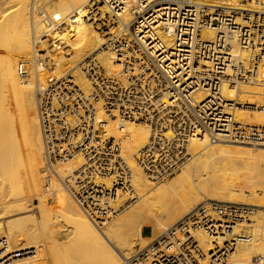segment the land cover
Wrapping results in <instances>:
<instances>
[{"label":"bare ground","instance_id":"bare-ground-1","mask_svg":"<svg viewBox=\"0 0 264 264\" xmlns=\"http://www.w3.org/2000/svg\"><path fill=\"white\" fill-rule=\"evenodd\" d=\"M102 2L104 6L100 8ZM123 3L121 0H0V264H128L127 259L135 254L137 246L144 248L150 243L147 244L143 235L145 226L163 229L177 223L198 206L202 201L200 196L207 201L264 206V142L235 140L241 131L247 137L251 127L264 132V84H260L259 78L255 85L236 90L228 84L222 86L224 103L209 113L219 141L212 140L210 134L200 139L193 134L184 148L187 155L197 156L195 161L158 186L136 162V153L152 138L151 127L145 123H126L124 134L117 121L108 119L104 104L99 101L95 106L96 128L109 122L105 126L108 136L125 137L123 156L132 171L134 189L130 198H139L126 215L111 223L94 222L55 177L50 184L45 180L46 147L38 95L46 87L42 79L46 57L60 78L70 74L83 90L84 94L74 96L72 101L92 100L93 89L83 73L87 60L96 57L109 69L118 68L114 62L116 53L107 48V39L94 25L104 18L106 10L122 9ZM210 3L236 9L237 25L249 29L248 37L237 33V40L241 37L246 44H255L258 52L264 54V32L260 33L264 26V0ZM168 9L175 10L163 6L157 10V18L163 17ZM246 11L248 15L243 16ZM121 16L126 25L133 19L129 8ZM248 16L250 22L244 20ZM255 21L258 24L253 27ZM215 35L216 31L208 30L203 37L211 40ZM159 37L172 46L171 35L159 32ZM232 43L237 56H250V51L241 52L238 41ZM44 51L47 53L43 54ZM20 62L28 64L26 79L18 74ZM263 73L264 62L258 67L259 76ZM206 93L202 90L199 99L205 98ZM234 97L240 100L237 102L240 108L230 103ZM72 117L66 118L70 126L75 125ZM72 132L69 127L70 141L75 137ZM67 145L73 144L67 142ZM83 163L77 156L54 170L64 178L79 170ZM113 182L112 177L98 181L109 189ZM29 192L38 199V205H32ZM47 195L55 196L51 203L44 199ZM127 199L124 195L115 200L102 197L97 202L103 214H117L126 206ZM61 218L72 226L64 225ZM250 221L253 231L246 236L250 238H239L243 236L238 227L226 236L228 239L236 236L238 241L227 264H262L259 259L264 255V210H256ZM107 224L110 225L105 228ZM220 227L210 226L209 234L197 232L203 248L211 250V243L221 240L219 236L224 232Z\"/></svg>","mask_w":264,"mask_h":264},{"label":"built area","instance_id":"built-area-1","mask_svg":"<svg viewBox=\"0 0 264 264\" xmlns=\"http://www.w3.org/2000/svg\"><path fill=\"white\" fill-rule=\"evenodd\" d=\"M121 1L124 2L122 9L106 10L104 18L94 25L108 41L109 46L102 47L104 51L107 47L116 53L114 62L118 68L111 70L96 57L87 60L83 73L92 86V100L72 101L74 96L83 95V90L70 74L60 78L49 57L44 62L46 69L42 70L46 87L38 95L46 147L45 180L50 184L55 177L88 217L102 224L112 222L135 198H130L134 194L132 171L123 156L125 137L108 136L105 126L109 122L100 123L96 128L95 106L99 101L104 104L105 115L109 120L117 121L122 132L126 123H145L151 127L152 138L146 147L138 150L136 162L147 177L158 184L169 180L189 164L192 156L187 155L184 146L193 134L199 139L204 134H210L212 140L219 141L209 113L224 103L221 93L224 84L235 90L255 85L258 78L260 84H264V73L262 77L258 74L264 54L258 52L259 47L255 44H246L241 37L237 40V33L248 37L249 29L237 25L236 9L212 5L210 2L213 0H208L206 4L199 0ZM103 6L102 2L100 8ZM163 6L175 10L168 9L163 17L157 18V10ZM179 7L182 10L175 12ZM125 8L133 14L129 25L122 22L121 14ZM248 13L246 11L242 15L247 16ZM244 20L251 21L249 16ZM257 24L255 21L252 26ZM208 30L216 31L211 40L203 37ZM159 32L172 36L174 42L171 47L159 37ZM234 41L239 42L241 52L250 51V56H237L233 52ZM27 66L24 62L18 65V74L22 79L29 76ZM202 90L207 95L199 99L198 94ZM230 103L238 105L235 97ZM68 115L73 116L74 126L67 122ZM69 127L75 135L72 141L69 140ZM257 129L251 127L247 137L241 134L246 132L241 131L235 140L242 143L260 139L258 141L264 142V132ZM67 142L73 145L68 146ZM77 156L85 164L72 175L60 178L54 169ZM111 177L114 182L110 189L98 183ZM123 195L128 196L126 206L117 214L102 213L98 199L115 200ZM258 209L264 210V206L203 202L127 262L227 264L235 253L238 241L236 236L229 239L226 236L238 227L240 236H243L239 238H250L246 237L253 231L250 218ZM216 224L221 226L220 231L224 234L219 236L221 240L211 243V250H206L196 234L199 231L209 234L210 226ZM215 237L218 238L217 235ZM259 260L264 264V255Z\"/></svg>","mask_w":264,"mask_h":264},{"label":"rangeland","instance_id":"rangeland-1","mask_svg":"<svg viewBox=\"0 0 264 264\" xmlns=\"http://www.w3.org/2000/svg\"><path fill=\"white\" fill-rule=\"evenodd\" d=\"M236 101L237 102H239L237 99H236ZM241 103V102H240ZM241 107V105H237V108H240ZM223 145H228V144H223ZM250 148H252V147H250ZM197 157V156H196ZM195 156L194 157H192V159H191V161L189 162V164L188 165H190V163H192L193 161H195V158H196ZM180 172V171H179ZM178 172V173H179ZM177 173V174H178ZM176 175V174H175ZM174 175V176H175ZM173 176V177H174ZM173 177H171V178H173ZM170 178V179H171ZM169 179V180H170ZM167 182H168V180H167ZM166 181L165 182H162V183H167ZM156 183V182H155ZM162 183H158L157 184V186L159 185V184H162ZM15 189V188H14ZM28 195L30 196V197H32V194L29 192L28 193ZM49 196V197H48ZM55 198V196H51V195H47V196H45L44 197V199H46L48 202L49 201H51L52 202V200ZM200 198V200H202L199 204H201V203H203L204 201H207V200H204V197L203 196H200L199 197ZM50 199V200H49ZM139 200V198H135V200L132 202V204H133V206H134V204H136L137 203V201ZM210 201H216V200H210ZM220 201V200H219ZM51 202H49V203H51ZM233 203H235V202H233ZM38 205L39 204V202H38V199L36 198V197H32V205ZM198 204V205H199ZM55 205V204H54ZM247 205H249V204H247ZM252 206H254V205H252ZM132 209V205H130L129 207H127L126 209H124L117 217H116V219H118V218H120L121 216H124L123 214H125L126 215V212L128 213V211H130L131 209ZM130 209V210H129ZM116 219H114V221L116 220ZM61 221H63V224L64 225H68L69 227H71L72 226V224L71 223H69L68 221H66V219L65 218H61L60 219ZM113 222V221H112ZM111 223V222H110ZM176 223V222H175ZM175 223H173V224H175ZM173 224H170V225H168L166 228H163V229H153L152 227H147V226H145L144 228H143V235H144V237L146 238V241H147V244L149 243V242H151L153 239H155L157 236H159L163 231H165V229H167V228H169V227H171ZM108 225H110V224H107V225H105L104 227L106 228V227H108ZM145 247V246H144ZM139 249H142L141 247H136V252H137V250H139ZM135 252V253H136ZM231 260V259H230ZM230 262V261H229Z\"/></svg>","mask_w":264,"mask_h":264}]
</instances>
